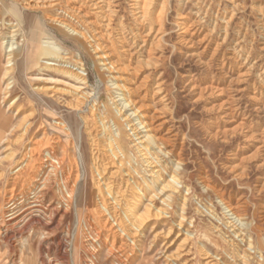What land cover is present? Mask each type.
<instances>
[{
    "label": "rangeland",
    "instance_id": "374dc122",
    "mask_svg": "<svg viewBox=\"0 0 264 264\" xmlns=\"http://www.w3.org/2000/svg\"><path fill=\"white\" fill-rule=\"evenodd\" d=\"M37 1L0 0L2 41L6 42L8 33L18 29V32L14 33L16 36L13 38V47L22 49L9 63L12 65V82L8 89L4 88L8 84L7 77L4 75V81L2 78L3 71H6V58L4 51L3 57L0 53V114L7 118L9 131L8 143H0V206L3 208L6 189L12 178L10 175L23 146L32 139L39 140L43 132L50 137L59 134L64 143L72 140L75 148L73 153L79 160L80 170L84 171L82 174L85 175L77 187L76 200L67 212L57 205L50 193H47L44 199L37 196L36 202L32 199V194H26L16 205L10 207L9 213L3 208L5 214L0 218V264H115L111 255H108L110 253H107L112 238L96 241L92 250L84 252L83 245L87 239L84 236L88 231L82 229L77 222L86 212L81 194L90 179L87 169L90 162V142L85 125L89 127L94 123V116L90 112L93 101H96L97 107L102 108L105 104H110L108 100L111 95H120L122 85L131 89L138 82L141 84L140 79L145 75L150 78L146 79V87L150 91L155 89L159 77L163 81L161 94H152L143 100L145 113L151 115L153 109L158 110L160 105L155 103L163 96H166L169 107H172L165 111L166 113L158 110L152 123L155 125L159 120L168 121L157 135L169 136V128L173 133H177L176 145L166 148L165 152L171 151V155L166 159L169 161L167 168H173L175 162L180 160L178 168L181 172L182 196L187 194L189 189L185 214L188 221L184 223L185 227L181 231L183 236H188V241L179 248L178 244L184 239L183 236L172 234L168 243L161 236L154 238V232L150 229L156 221H150L135 240L139 246L137 253L132 255L126 264H166L164 257L174 254L181 255L174 256L170 264H201L204 253L215 255L218 259L228 258V253L233 252L234 248L236 252L233 253L245 256L246 264H264V140H245L241 132L235 133L233 137L216 133L224 128L233 129L241 121L252 125L258 134L263 131L264 0H168V15L162 40L152 41L151 36L143 50L129 61V68L124 67L127 61L121 58L114 60L121 54V51H116L114 47L118 44V29L121 25V30L124 29L121 35L126 39L131 36L130 30L135 31L136 24L130 14L133 5L131 0H104L110 1V5L108 10L105 8L108 16L103 20L93 14L89 0H54L57 5L52 8L48 5L50 0H39L35 5ZM197 9L201 12V21L197 25L201 30L196 39L212 30L209 34L210 49L200 55L199 60L191 55L199 54L204 45L188 48L179 43L177 34L181 30L175 24L178 22V14L186 13L191 15V19L185 23L188 26L194 20L192 14L196 13ZM55 18H62L63 22L72 25L71 27L82 36L61 28L58 22L53 21ZM224 26L227 27L226 40L211 62L209 56L215 48V43H220L218 38H222ZM191 29L193 28H190V31ZM151 41L155 44L151 54L158 57V61L151 57L150 60L156 62V65L143 66L146 68L142 69L139 79L135 80L130 74L131 67L135 66V61L147 58ZM44 42L58 50L53 56H40L39 60L36 56L40 51V44ZM94 42L104 48L94 51L90 47ZM236 43L239 44L237 51L243 50L245 55L236 52V58L233 55L234 60L227 58ZM106 49L111 52L109 55L107 53L108 59L116 61L114 65L119 68L118 72L99 66V63L103 62H100L102 60L98 57L103 50L107 52ZM222 57L226 58L228 65L221 69ZM61 61L64 63H60ZM75 61L82 63L84 67V71H80L86 75L83 84L73 79L78 71L75 70ZM48 62L59 66H47ZM205 64L210 65L206 68ZM190 81L195 83L193 89ZM70 86L77 87L79 92L71 93ZM41 87L45 88V91H38ZM216 87L222 89V92L211 89ZM50 95L55 97L52 99ZM252 96L253 100L250 98ZM14 100L16 102L12 104ZM77 100L81 101L78 110L70 109L67 103ZM224 100H228L230 105L235 107L232 119L224 118L222 111L216 110L217 104ZM58 121L69 127L68 136L54 127ZM26 122L30 124V129L19 137L22 134L21 125ZM261 146L263 148L254 151L256 147ZM245 157L247 161L245 159L241 163L238 162L237 159ZM237 163L239 165L232 169ZM121 170L122 173L127 171ZM167 172L166 175L169 176L170 169ZM122 173L117 177V181L122 178ZM44 177L45 175L41 180ZM139 177L140 175L135 178ZM221 200L235 209L243 218V223L249 227L245 243L237 247V250L236 245L240 238L233 240L230 245L222 243L221 240L223 225L220 216L225 210ZM179 213L180 210H177L158 221L156 231L177 225ZM29 222L31 226L21 235L10 241L4 239L10 232L9 224L25 226ZM165 224L166 226H163ZM219 228L221 230L218 232ZM93 236L94 231H91L90 243L94 241ZM229 240L232 241V238H227V241ZM247 240L254 244V254L253 250L251 253H243L248 244ZM63 251L66 257H62ZM83 253L89 256L84 261L81 258ZM221 262L223 263V260Z\"/></svg>",
    "mask_w": 264,
    "mask_h": 264
},
{
    "label": "bare ground",
    "instance_id": "6f19581e",
    "mask_svg": "<svg viewBox=\"0 0 264 264\" xmlns=\"http://www.w3.org/2000/svg\"><path fill=\"white\" fill-rule=\"evenodd\" d=\"M28 1L34 2L35 0ZM89 1V6L92 8L91 10L93 14L97 15L99 19L103 20V18H106L108 16V13H106L105 11L109 9L108 7L110 5V1ZM38 2L39 0L34 4L36 5L38 4ZM131 2L133 3V5L130 14H132L133 22L136 24L134 25L135 31L130 30L131 36L126 39L124 36L121 35V32L124 30H121V25L118 29V33L120 35L117 34L119 35L117 39V43L119 45L115 44L114 47L116 48V51H121H119L121 54L114 60L117 61L121 58L127 61L128 63L127 65H124V67L128 68L130 66L129 61H131L132 58H134L140 53V51L143 50L146 44H148V41L150 40L151 36H153L151 40H162V36L165 33V24L168 15L167 12L169 5L168 0H131ZM53 3L54 0L49 1L48 5L50 8L55 7L57 5L56 3ZM198 9L196 13L193 12L194 14L192 15L195 18L188 26L185 23L191 19V15L186 13L178 14L176 20L178 22H176L175 24L178 25L179 29L181 30L177 34L178 40L180 41L179 43L183 44L185 47L188 48H194L196 46H199V44L204 45L202 51L199 52V54L191 55L197 57L199 60V56H202V54H204L210 49L211 41L209 42V34H211L212 30L210 31L208 29V32H206L202 37L196 39V37H198L197 34L199 30H201V28L199 29L197 27V25L200 24L201 21V12H199ZM61 17L65 19L64 16ZM62 18H60L61 20L59 18H55L53 19V21L58 22L61 28L67 29V31L69 30L75 35L81 34L79 31H76L74 27H71L72 25L70 26V24H66L65 22H63ZM190 28L193 29H191L190 31ZM223 28L224 29H222V38H218L220 39V43H215V48L212 50V53L209 56V60L211 62L214 61L213 59H215V54L219 51V49H221L222 44L226 40L227 27L224 26ZM15 32H18V29L12 30L10 31V33H8V37H5L6 42L2 41V33L0 32V53L1 57H3L4 51V56L6 58L5 64L7 65L6 71L4 70L5 73L3 71L2 78L4 81V75L7 77L6 82L8 81V84L6 85V87H4L7 89L9 88L12 82L10 76L12 65L9 63L12 61V58L15 56V54L22 52L19 51L22 50L19 49L20 47H13V45L15 44L13 41L14 36H16L14 35ZM152 41L151 43L149 42L150 46L147 51V58L144 60L135 61V66L131 67L130 74L131 77L135 80L139 79V75L142 73V69L146 68H143V66H151V64L156 65V62L154 61H158V57H156L155 55L152 56L151 54L153 53L152 46L155 45ZM237 41H239V39ZM236 45L231 48V54L227 58L230 57V59L234 60V53L239 52L237 51V49H239V44L237 46ZM101 46L102 45H99L95 42L90 45V47H92L94 51L97 49L101 50L104 48H102ZM57 50V48L51 46L48 42H44L40 44V51L36 57H38V59L40 60V56L42 55L53 56L56 54ZM242 51L240 50V52ZM107 53L108 55L109 53L111 54L110 50L109 52L108 50L107 52L104 50L101 52V55L98 57V59H101L102 61L100 62L103 63H99V66H105V70H113L115 72H118L119 68L114 65L116 61H110L108 59ZM151 57L154 61L150 60ZM222 59L223 61L220 64L221 69L228 65L227 61H225L226 58L222 57ZM37 62L39 61L37 60ZM60 63H64V61H61ZM46 65L51 67H57L58 64L48 62L46 63ZM205 65L206 68H208L210 64ZM74 66L76 67L75 70L78 71L75 73L76 77H74L73 79L79 81L82 84L85 83L86 75L81 73L84 71L82 63L75 61ZM148 76L145 75L143 78H141V84H139L138 82V84L134 85V87H132L131 89H128V87L122 85L120 88V95H116L115 97L111 95L110 100H108V103L110 104H105L104 106H102V108L97 107L96 101H93L94 103L92 104L93 106L91 107L90 112L91 115L94 116V123L91 125L88 124L89 127L85 125L86 134L90 142V162L87 166L90 179L89 181H87V184L83 188V193L81 194L82 205L85 207L86 212L82 216V218L80 217V220L77 219V222L78 225L82 227V229L88 231L87 235L85 234L86 236H84L85 238H87L84 241L86 244L83 245L84 252H89L90 250H92L95 245L94 242L99 241L103 238H112V242L109 246V249L107 250V253H110L108 255H111L112 260L115 261V264H126L131 258V256L137 253V248L139 246L136 245L135 240L139 237L138 235L140 234L142 228L145 227L148 223H150V221H156L150 229L154 232V238L161 236L165 241L167 240L166 243H168V241L171 239L172 234H175L178 237L183 236L181 234V231L185 227L184 223H187L188 221V219L185 218V214L187 210V201L189 199V189H187V194L182 196L183 188L180 177L181 172L178 168V166L180 165V160L178 159L175 162L173 168H167V163H169V161L166 159L169 157L168 155L171 151L165 152V149L169 147L173 148L176 145L177 133H173L174 131L169 128V136L162 137L157 134L162 131L168 121L166 122V120H159L160 122L156 123L155 125L152 123L153 119L157 117L156 112L158 110L160 112H165L172 107H169V101L167 100L166 96H163L158 100V102L155 103H159L160 105V108L158 110L153 109V114L151 115L145 113L142 107L143 100L148 99L152 94H161V86L163 85L162 78L159 77V80L157 82L155 81V89L150 91L149 88L146 87V79L149 78ZM190 83L193 84L194 82L190 81ZM194 84L191 89L194 88ZM70 88L71 93L79 92L77 87L70 86ZM116 88L118 87L116 86ZM211 89L216 90L217 87ZM42 90L45 91V88H38V91ZM217 90L220 93L222 92V89ZM48 94L50 93L48 92ZM54 97L55 96L50 95V98L53 99ZM85 97L86 99H88L86 95ZM250 98H252L253 100L254 96ZM228 100H224L218 103V108L216 110L222 111V113L224 114V118L226 117L232 119L235 114V107H233V105L231 106V102H229ZM14 102H16V100L12 101V104ZM67 104L70 109L78 110L81 101L77 100L73 101V103ZM241 122L238 126L233 127V129L224 128L220 132L219 130H217L216 133L225 137H233L235 133L241 132L243 133L242 137L245 138V140H249L252 138L257 141L264 140V128L263 131L258 134L257 131L252 127V125L250 126L246 123ZM21 126L22 134H20L19 137L25 135L30 129V124L27 122L25 125ZM54 127L56 129H59L61 132H64L65 135H69V127L65 125L64 122H55ZM129 131H132L131 134L128 133ZM8 132L9 131L7 129V118H4V116L0 114V143L1 141H7L8 143ZM129 139L131 140L129 141ZM71 141L72 140H69L68 142L64 143L62 142L61 136L59 134L54 136L52 135V137H50L47 135V133L43 132L42 137L39 140L32 139L28 143L25 142L26 145L23 146V150L22 152H20L21 154L19 153L20 156L18 158V161L14 163L13 172L11 171L12 175H10L12 176L11 182H9L8 188L6 189V197L3 208L7 211V213L11 212L9 210L10 207L16 205L20 199L26 196V194H32V199H34V202H36L35 200L37 199V196L41 199H44L46 194L50 193L51 197L54 199L57 205H59L61 208H64V212L70 210V205L74 202V200H76L75 197L78 194L77 187L81 183V178L83 177V175H85L84 173L82 174V172L84 171L80 170L79 160L75 156V153H73V149L75 148L74 143H72ZM261 148L263 147H256L254 151L257 152V150H260ZM7 157L9 158V155H7ZM245 159L247 161V157L237 160L241 163ZM238 165V163L234 164L232 169L234 167H237ZM121 169H125L127 171H125V173H122ZM169 169L170 174L169 176H167L166 174L168 173L167 171ZM121 173L123 174L121 176L122 178L117 181L116 179L117 177H120L119 174ZM43 174L45 175V177L43 180H41L42 176H44ZM139 175L140 180H137L139 178L135 177H138ZM54 189L57 190L55 191ZM222 205L225 206L223 208L225 210L220 216L223 225V232H221V240L222 243L230 245L233 240L236 241L240 238L238 240V245H236L237 250V247L245 243L246 236L249 234V227L245 223H243V218H241L240 214H238L235 209L231 208V206L226 205V203L224 202H222ZM3 208L0 206V218L4 213ZM177 210H180V213L177 215V219H179L178 224L175 226L172 225L168 229L165 228L166 230L159 229L160 231H156L157 224L159 223L158 221L165 219L166 215H169L173 212L175 213ZM98 216L99 218H102L98 219ZM30 223L31 222H29L25 226L9 224L10 232H8L4 239L10 241V239L21 235L25 230H28V228L31 226ZM163 226H166V224ZM220 230L221 229L219 228V230L217 231L219 232ZM91 231H94V241L90 243V240H92L91 238H89L91 237ZM183 237L184 239L178 244L179 248L183 246V243L188 241V236L186 234H184ZM227 238H232V241H227ZM247 243L248 244L246 248H244L243 253H251L250 251L253 250L254 254V244L248 240ZM233 250L235 251V248ZM233 252L228 253V258L220 257L219 259L215 255H207L206 253H204V255L202 256L204 257V259L201 264H225L226 262L229 264H246L245 256H241L239 255V253ZM61 255L62 257H64L66 254L63 251ZM179 255L174 254V256L178 257ZM174 256L168 255L164 257V263L170 264ZM87 257L89 256H87L86 253H83V256H81L83 261ZM229 259L232 260L230 261ZM221 260H223V263L221 262Z\"/></svg>",
    "mask_w": 264,
    "mask_h": 264
}]
</instances>
